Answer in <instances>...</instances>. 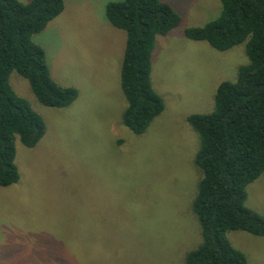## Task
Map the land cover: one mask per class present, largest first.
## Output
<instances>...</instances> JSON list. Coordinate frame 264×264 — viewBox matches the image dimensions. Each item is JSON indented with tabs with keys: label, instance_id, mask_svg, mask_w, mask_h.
<instances>
[{
	"label": "rangeland",
	"instance_id": "374dc122",
	"mask_svg": "<svg viewBox=\"0 0 264 264\" xmlns=\"http://www.w3.org/2000/svg\"><path fill=\"white\" fill-rule=\"evenodd\" d=\"M122 1L63 0L60 16L33 36L54 82L77 91L69 107H44L26 80L9 77L46 133L32 149L16 144L20 179L0 188V264H185L202 242L192 211L200 142L186 119L213 111L218 86L248 63L245 46L218 52L184 37L219 17L220 0H161L181 17L152 53L164 111L134 135L122 124L126 34L105 18V6ZM246 193V206L264 217V174ZM227 239L248 264H264V238L233 231Z\"/></svg>",
	"mask_w": 264,
	"mask_h": 264
},
{
	"label": "trees",
	"instance_id": "16d2710c",
	"mask_svg": "<svg viewBox=\"0 0 264 264\" xmlns=\"http://www.w3.org/2000/svg\"><path fill=\"white\" fill-rule=\"evenodd\" d=\"M217 19L183 31L186 39L205 42L218 52L244 44L247 65L234 83H221L213 111L186 121L198 135L193 162L200 172L192 211L201 227V244L185 264H248L227 239L237 231L264 238V217L246 206L248 185L264 174V0H220ZM64 10L63 0H0V188L18 183L16 144L32 149L46 124L9 83L12 72L27 81L39 104L69 107L77 91L51 77L43 49L33 42ZM105 18L126 34L120 89L127 106L123 126L143 135L164 111L151 81L157 37L180 26L181 17L161 0H123L105 6Z\"/></svg>",
	"mask_w": 264,
	"mask_h": 264
}]
</instances>
